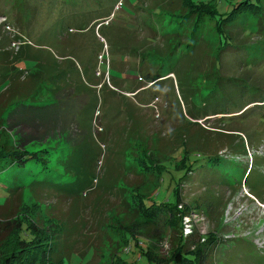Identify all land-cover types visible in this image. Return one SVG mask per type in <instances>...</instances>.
I'll return each mask as SVG.
<instances>
[{"label": "rangeland", "instance_id": "374dc122", "mask_svg": "<svg viewBox=\"0 0 264 264\" xmlns=\"http://www.w3.org/2000/svg\"><path fill=\"white\" fill-rule=\"evenodd\" d=\"M217 72L239 85L214 102ZM263 98L264 0H0V150L50 154L0 179V255L26 228L59 231L58 264H171L190 235L215 237L210 264H264ZM182 152L223 167L147 221L134 194L158 182L135 162ZM73 162L94 176L82 194L66 193Z\"/></svg>", "mask_w": 264, "mask_h": 264}, {"label": "trees", "instance_id": "16d2710c", "mask_svg": "<svg viewBox=\"0 0 264 264\" xmlns=\"http://www.w3.org/2000/svg\"><path fill=\"white\" fill-rule=\"evenodd\" d=\"M251 4L255 6L254 3L251 2ZM209 13L212 12L206 10L203 12L202 18L198 21V28L201 27L203 20L209 19V17L210 19L212 18V20H214V17H212ZM253 13L255 14L253 8L243 9V14L247 16L246 18H252L254 15ZM229 17L231 16H228V18ZM255 17H257V15L253 18ZM215 29L218 30L217 32L220 37H224L226 39L225 43L228 44L229 42L227 41V39L229 34H227L225 24L222 25L220 21L216 22ZM102 66H104V71H110V68H108L106 64H103ZM215 76H217L216 83L212 88H210L208 92V97H212V100L214 102L219 101V99L223 100L222 97H226L227 99L231 98L230 94L232 96L234 94L235 96V94L238 93L236 86L239 85V83L237 81L227 77L222 78V76H220L218 72L215 73ZM225 82L226 85L224 86ZM256 102L258 101L251 102L250 104ZM261 102L264 103V100ZM250 104L246 105L245 108ZM246 111L243 112V114L246 113ZM237 112L239 111H236L234 113ZM219 114L224 115L227 113L225 111H217L213 114H209L205 110V108H202V111L196 113L194 118L198 115H200L201 117H210L212 115ZM44 152L46 151L39 150L36 152H6L4 150H0V179H2L3 176H6L7 171L11 168L16 167L21 170H25L28 167L35 165H38L40 167L48 166L47 161L50 154H44ZM74 164L76 163L73 162L70 165L65 166L64 168L66 172L72 174L74 179L68 184L66 193L82 194V192L88 190L91 187L94 181V176H92V174L90 173V175L88 174V176H84L83 178V175L86 174L85 170L82 168L78 169L76 166L75 168H71V166H73ZM220 166L223 167L222 159L217 157H205L196 153L187 154L185 152H182L177 156H174L173 160H167L163 162L153 161L151 158H147L144 156L141 157L140 160L135 162L132 169H138L140 175L153 176L158 182L157 190H154L152 194L141 195L137 192H135L134 194L140 198L139 206L143 211L145 219L147 221H152L153 217L155 216H163L159 214L163 213L164 211L169 215H171V212H174V210L178 211V206H180L182 202L181 194L179 191L181 181L186 179L189 173H205L208 172L207 169L211 170L213 168L212 170H215ZM89 177H91L92 180H90ZM260 179L264 181L262 177ZM246 180L248 181V179ZM0 182H3L8 190L9 185L3 180H0ZM77 185L80 186L79 190L75 189ZM25 230L26 228L23 229V231ZM23 231L21 233L22 236L18 237L13 247H11L9 253L3 254L2 256L0 255V264H58L63 262L62 258L53 263L57 255L56 247H58L59 236H61L59 231L55 230L52 233H46L42 231L31 233L29 231V238L28 235ZM130 236L135 241L139 240L138 237H135L131 234ZM193 238L194 235H190L183 239V244L181 248H179L175 253L171 264H210V261L213 258V252H211L212 250H210L209 247L215 244V237L207 239L204 243H201L202 241L199 239L197 241H194ZM130 240L131 239H128V242H130ZM136 245L138 246V243H136ZM143 253L148 256L153 264H157V262L152 259L149 249H147ZM120 260L124 264H127L121 257Z\"/></svg>", "mask_w": 264, "mask_h": 264}]
</instances>
